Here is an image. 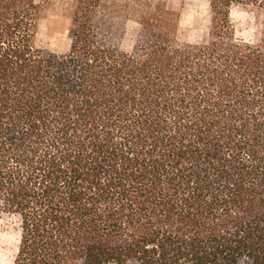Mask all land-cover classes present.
Listing matches in <instances>:
<instances>
[{
	"label": "trees",
	"instance_id": "16d2710c",
	"mask_svg": "<svg viewBox=\"0 0 264 264\" xmlns=\"http://www.w3.org/2000/svg\"><path fill=\"white\" fill-rule=\"evenodd\" d=\"M51 0H0V212L12 264H264V36L178 39L159 2L133 52L97 39L104 0H68L71 44L35 46Z\"/></svg>",
	"mask_w": 264,
	"mask_h": 264
},
{
	"label": "rangeland",
	"instance_id": "374dc122",
	"mask_svg": "<svg viewBox=\"0 0 264 264\" xmlns=\"http://www.w3.org/2000/svg\"><path fill=\"white\" fill-rule=\"evenodd\" d=\"M159 2L179 15L178 39L183 43H203L209 39L208 0H104L95 22L100 43L134 51L143 37L139 16ZM73 7L68 0H51L41 12L35 37L39 49L63 54L69 50ZM234 38L256 42L264 36V15L249 8L231 10ZM19 242L17 217L0 212V264H12Z\"/></svg>",
	"mask_w": 264,
	"mask_h": 264
}]
</instances>
